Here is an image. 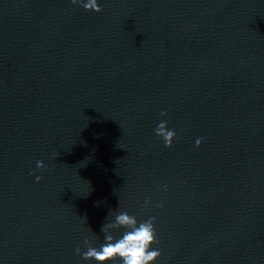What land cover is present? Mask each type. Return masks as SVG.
<instances>
[{
	"label": "water",
	"instance_id": "water-1",
	"mask_svg": "<svg viewBox=\"0 0 264 264\" xmlns=\"http://www.w3.org/2000/svg\"><path fill=\"white\" fill-rule=\"evenodd\" d=\"M162 121L176 132L170 148L155 133ZM120 211L156 218L153 264H264V0H188L0 235V264H97L75 250L85 238L99 248Z\"/></svg>",
	"mask_w": 264,
	"mask_h": 264
},
{
	"label": "clouds",
	"instance_id": "clouds-1",
	"mask_svg": "<svg viewBox=\"0 0 264 264\" xmlns=\"http://www.w3.org/2000/svg\"><path fill=\"white\" fill-rule=\"evenodd\" d=\"M73 5L82 4L85 10L102 11L97 0H71ZM166 115L162 112L161 116ZM158 137L162 138L165 147H172L173 141L176 138L174 130H168L167 121H162L155 129ZM203 142V138H198L195 143L199 147ZM37 167L43 169L45 165L42 162H37ZM40 176L36 177L39 182ZM163 190H167V185H163ZM151 203L150 200H145V207ZM163 203H157L155 207L162 208ZM114 219L106 222L101 231L104 234V243L99 248L92 246L91 241L87 238L84 244L87 246V251L81 253V249L76 248V253L82 256L85 261L95 260L97 264H108V262L119 259L121 264H153L162 253L159 250L152 249V245L158 243L157 232L155 228V217H151L143 222L137 220L135 215H130L128 212L120 211L113 213ZM108 219V218H107ZM123 229V234L117 238L112 233L116 230Z\"/></svg>",
	"mask_w": 264,
	"mask_h": 264
}]
</instances>
